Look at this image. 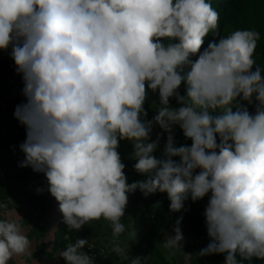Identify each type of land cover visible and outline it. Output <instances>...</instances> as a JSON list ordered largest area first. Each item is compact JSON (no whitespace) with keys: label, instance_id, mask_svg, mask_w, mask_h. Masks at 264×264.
I'll return each mask as SVG.
<instances>
[{"label":"clouds","instance_id":"1","mask_svg":"<svg viewBox=\"0 0 264 264\" xmlns=\"http://www.w3.org/2000/svg\"><path fill=\"white\" fill-rule=\"evenodd\" d=\"M218 29L209 0H0V50L11 48L26 97L14 111L26 127L19 166L45 175L69 229L103 218L119 236L137 189L166 193L171 212L210 194V242L199 255L264 261V73L254 59L261 37ZM149 91L159 100L150 119ZM175 126L190 146L177 145ZM121 141L132 144L143 180L127 182ZM182 219L163 244L173 255L183 247ZM87 244H68L65 264H94ZM29 247L18 223L0 219V264ZM113 251L129 260L118 244Z\"/></svg>","mask_w":264,"mask_h":264},{"label":"trees","instance_id":"2","mask_svg":"<svg viewBox=\"0 0 264 264\" xmlns=\"http://www.w3.org/2000/svg\"><path fill=\"white\" fill-rule=\"evenodd\" d=\"M212 7L219 13V34L227 36L235 30H255L260 33V40L257 42V48L254 53L256 66L260 67L264 73V0H209ZM213 39L210 33L205 38V43L201 51L207 47L208 42ZM166 42V41H165ZM9 50H0V148L3 155L0 158V213L4 208H11L9 204V195L15 193L18 203L13 208L21 210L20 202H26L29 208L34 212L30 221L32 228L29 237L35 241H41L44 235L49 233L47 217L49 210L53 208V196L48 191V184L43 173H37L31 167H20V162L24 160V153L20 145L25 141L26 135H15V132L22 129V125L14 116L17 105L24 103L26 98L23 95L24 81L18 80L14 87L18 88L19 96L13 97L9 91V79L13 76L12 67L15 62L12 59ZM196 59V57H192ZM181 95L186 94V86L181 85L179 89ZM153 101L158 105V95L151 91L148 93V99L145 102V108L148 110V118L155 114L152 107ZM172 107H178L175 99L170 101ZM250 112H255V107L249 108ZM161 130L156 127L153 130L152 138ZM177 145L188 144L191 141L183 136L182 130L175 126L174 129ZM166 140V134L160 140V145L155 153L159 156L163 150ZM131 148L132 144L128 141H121L118 151L122 147ZM10 155L11 160L8 164L3 156ZM178 159V158H176ZM125 165V173L129 184L143 180L144 177L138 174L133 165L135 160L130 155L122 160ZM10 165V166H8ZM12 177L15 181L14 186L4 184L5 177ZM42 189V191H38ZM129 201L125 210V216L121 222L125 225V231L119 236L114 237L112 227L109 221L101 218L93 220L84 225L81 230L69 229L63 222V216H60L54 227L53 244L51 248V259L66 249L67 245L74 244L77 239H87L88 244L82 251L94 244L97 251L104 249L105 253L99 255L94 264H130L131 257L146 258L147 264H224L223 254H214L201 257L199 252L205 248L210 239L207 235L205 208L209 196L204 199L193 202L191 199L185 202V210L181 212L170 211V200L166 193H156L145 197L137 189L129 193ZM9 201V202H8ZM183 217L180 228L183 233V247L176 251L177 257L167 259L166 253L172 250L166 249L163 244L167 236L174 235L173 228L178 218ZM0 219H2L0 217ZM135 232V236L131 233ZM124 248L129 254V260H123L113 251L116 245ZM37 251L46 255V246L38 243ZM61 257V256H60ZM187 257L186 261L182 259ZM62 258V257H61ZM239 260L240 257L237 256ZM62 261L65 264L64 259ZM146 262H144L145 264ZM244 264H264V261L253 258L252 261H244Z\"/></svg>","mask_w":264,"mask_h":264},{"label":"rangeland","instance_id":"3","mask_svg":"<svg viewBox=\"0 0 264 264\" xmlns=\"http://www.w3.org/2000/svg\"><path fill=\"white\" fill-rule=\"evenodd\" d=\"M11 52V50H9ZM156 128H154L155 130ZM133 151V147L127 148V146L122 147L120 151V155L122 160L129 156ZM3 155V151L0 148V158ZM6 164H8L11 160L10 155L3 156ZM10 166V165H8ZM15 181L12 177L8 176L4 178V184L8 186H14ZM10 201V202H9ZM9 204H11V208H4L3 211L0 213V217L2 219H8L15 221L18 223L23 231V233L28 237L30 241V247L27 249V251L18 256H14L11 260L8 261V264H64L62 261V258L57 254L55 257L51 259L49 253L51 254V248L53 244V233H54V227L59 220L60 216H62V213L59 211V204L55 200V198H52V205L53 208L49 210V215L47 217V223L49 226V233L44 235V238L39 242L35 241L33 237H29V232L32 228V223L30 221L31 216L34 214V212L29 208L26 202H20L21 210L13 208V205L15 203H18L17 195L15 193H12L9 195ZM38 243H42L46 246V255L40 254L36 246ZM167 259H171L172 257H177V255H173V252L166 253ZM141 257V256H140ZM183 261L187 260V257L182 259ZM148 259H144L145 264H147Z\"/></svg>","mask_w":264,"mask_h":264},{"label":"built area","instance_id":"4","mask_svg":"<svg viewBox=\"0 0 264 264\" xmlns=\"http://www.w3.org/2000/svg\"><path fill=\"white\" fill-rule=\"evenodd\" d=\"M13 76L9 79V91L10 94L13 97L19 96L18 88L14 87V85L17 83L18 80H23L22 74L18 73L16 71V65L12 67ZM24 103H26V98L24 99ZM15 135H26V127L24 126L22 129H19L15 132ZM86 252L89 253V255L94 257V261L97 259L99 255H103L105 253L104 249L101 251H97L96 246L94 244H91Z\"/></svg>","mask_w":264,"mask_h":264}]
</instances>
